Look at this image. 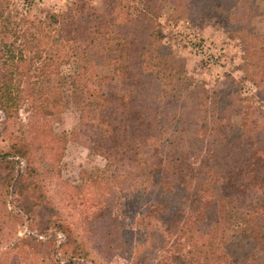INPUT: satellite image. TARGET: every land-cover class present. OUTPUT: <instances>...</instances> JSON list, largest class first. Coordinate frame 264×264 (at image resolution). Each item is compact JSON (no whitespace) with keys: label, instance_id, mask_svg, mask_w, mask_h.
<instances>
[{"label":"trees","instance_id":"obj_1","mask_svg":"<svg viewBox=\"0 0 264 264\" xmlns=\"http://www.w3.org/2000/svg\"><path fill=\"white\" fill-rule=\"evenodd\" d=\"M264 0H0V264H264ZM216 18L244 81L206 88L165 44L163 11ZM71 133L103 166L63 178Z\"/></svg>","mask_w":264,"mask_h":264},{"label":"rangeland","instance_id":"obj_2","mask_svg":"<svg viewBox=\"0 0 264 264\" xmlns=\"http://www.w3.org/2000/svg\"><path fill=\"white\" fill-rule=\"evenodd\" d=\"M77 0H37L31 10L32 15L43 16L47 12L61 13L70 9ZM94 7H101L102 0H91ZM15 4L22 8L24 0H1V6ZM163 41L184 64L186 73L206 88L215 89L223 85L227 75L243 80L244 62L240 42L230 38L216 18L202 22L197 26L186 18L173 16L171 8L163 11L160 19ZM254 24L259 35L264 33V1L260 9L254 11ZM242 92L255 96L257 88L250 81H242ZM264 114V101L255 98ZM78 113L70 107L62 116L59 130L63 132L68 143L61 165L64 179L77 181L83 170L91 171L103 166V160L91 154L80 141H75L71 133L78 126ZM113 264H127L121 258L113 259Z\"/></svg>","mask_w":264,"mask_h":264}]
</instances>
